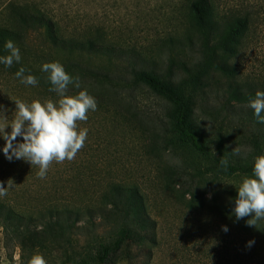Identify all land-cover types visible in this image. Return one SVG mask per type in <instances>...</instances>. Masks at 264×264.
I'll list each match as a JSON object with an SVG mask.
<instances>
[{"label":"rangeland","instance_id":"1","mask_svg":"<svg viewBox=\"0 0 264 264\" xmlns=\"http://www.w3.org/2000/svg\"><path fill=\"white\" fill-rule=\"evenodd\" d=\"M13 1L35 2L68 28L103 29L115 49L111 59L117 67L113 66L112 72L120 71V67L127 72L131 67H145L164 73L173 58L179 79L184 77L183 62L199 61L193 0H0V20ZM213 2L220 16L247 20L229 62L238 73L237 81L248 92L264 91V0ZM32 41L33 45L39 43L36 38ZM85 66L105 71L111 67L103 58L87 61ZM6 78L0 77V112L9 120L14 118L17 99L30 104L60 98L22 83L25 90L13 91L16 81ZM205 83L208 85L198 98L195 118L212 147L221 130L232 151L238 149V154L232 152L237 158H255L249 139L257 134L256 129L264 131V123L261 128L249 114L254 111L249 105L243 108L226 102L225 76L213 75ZM88 86L66 93L75 96L87 90L97 101V110H89L87 121L78 122L79 128L88 129L85 145L73 160L53 161L45 179L37 177L38 166L23 159L9 161L0 137V182L5 187L9 179L14 182L0 202L35 214L53 205H100V196L109 184H134L146 195L148 212L157 225V244L132 250L130 262L120 264H264V220L252 226L254 232L248 234L236 227L232 211L220 212L235 204L242 181H229L225 186L228 191L215 199L214 191H195L190 177L171 175L182 159L168 152L162 141L161 123L170 105L147 89H125L118 95L113 90ZM5 130L10 132V126ZM16 142H23L22 137ZM110 225L97 220V236L107 237ZM78 238L80 246L92 240L87 234ZM249 241L254 243L249 245ZM37 253L47 264H74L77 260L71 248L67 253L23 249L17 238L0 227V264H28Z\"/></svg>","mask_w":264,"mask_h":264},{"label":"trees","instance_id":"2","mask_svg":"<svg viewBox=\"0 0 264 264\" xmlns=\"http://www.w3.org/2000/svg\"><path fill=\"white\" fill-rule=\"evenodd\" d=\"M193 10L195 32L200 39L199 61L183 62L184 77L177 79L174 70L176 60L173 58L164 73L145 67H131L128 72L126 69L121 71L120 67V71L112 72V67H117V63L111 59L115 49L103 29L68 28L35 2L13 1L5 7L0 20V56L7 54L4 45L11 39L20 50L21 61L11 67L0 63V77L8 76L16 81V85L12 86L13 91L25 90L15 76L16 71L24 67L29 70L26 75L32 74L38 79L36 86L28 87L39 88L41 93L55 97L56 93L50 91L52 85L47 78L48 73L41 69L44 63L59 62L68 74L79 77L80 88L84 85L106 88L118 95L125 89L149 90L170 105L161 123L162 141L168 152L180 155L182 159L180 165L173 167L171 175L190 177L195 191H214V198L218 199L228 191L225 186L229 181H242L253 175L255 158L264 155V131L256 129L257 134L249 139L255 158L243 160L232 153L227 145L228 138L221 130L215 148L212 147L204 128L197 122L195 111L198 98L203 96V90L208 85L205 82L213 75L227 78L225 99L229 105L236 102L246 108L255 94L248 92L237 81L238 73L229 62L236 54L234 44L244 31L247 20L220 16L213 0H193ZM32 38L39 43L33 45ZM95 58L108 61L111 66L108 71L85 66L87 61ZM77 89L69 85L67 91ZM249 114L259 125L262 124L254 111L251 110ZM222 157L229 161L227 171L221 168ZM195 191L191 192L192 197H195ZM99 200L100 205L46 206L35 214L0 202V227L7 235L12 234L17 238L23 249L63 250L67 253L71 248L77 255V260L69 259L75 260L74 264L130 262L132 250L147 245L156 246L157 225L148 212L146 195L138 185L111 183ZM234 206L232 203L220 212L229 213ZM248 219L250 217L237 221L234 216V224L241 232L250 234L254 231L252 226L246 224ZM97 220L111 224L107 237L97 236ZM82 234L92 238L86 246L79 244L78 236Z\"/></svg>","mask_w":264,"mask_h":264},{"label":"clouds","instance_id":"3","mask_svg":"<svg viewBox=\"0 0 264 264\" xmlns=\"http://www.w3.org/2000/svg\"><path fill=\"white\" fill-rule=\"evenodd\" d=\"M6 55L0 56V63L11 67L21 61V53L15 43L9 39L4 45ZM43 72L48 73V80L60 98L58 101L51 99L44 101L33 100L30 104L19 99L15 100L16 110L14 118L9 120L0 112V137L5 145L3 153L11 161L23 159L38 166L36 173L40 179H45L47 171L53 161L62 163L73 160L77 153L84 147L88 135L87 128H79L78 122L87 121L89 110H97V101L87 90H81L75 96L67 95L69 85L80 88L79 77H73L66 72L59 62H48L42 65ZM28 69L20 67L15 76L26 86H36L38 79L32 74H25ZM249 106L254 110V115L260 123H264V91H257L254 98H250ZM2 107V106H0ZM10 126L11 131L5 129ZM17 137H22L23 142H16ZM238 154V149L232 151ZM221 168L228 170L227 158L220 159ZM253 175L242 179L237 188L235 206L232 214L239 221L250 217L246 221L248 226L256 227L257 222L264 220V155L255 158ZM7 187L0 182V198L7 196L14 182L9 179ZM227 232V226H222ZM254 241H249V245ZM28 264H47L42 254H34Z\"/></svg>","mask_w":264,"mask_h":264}]
</instances>
